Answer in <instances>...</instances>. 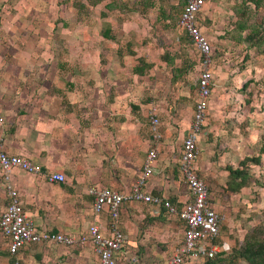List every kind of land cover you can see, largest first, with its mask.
Wrapping results in <instances>:
<instances>
[{
    "label": "rangeland",
    "instance_id": "rangeland-1",
    "mask_svg": "<svg viewBox=\"0 0 264 264\" xmlns=\"http://www.w3.org/2000/svg\"><path fill=\"white\" fill-rule=\"evenodd\" d=\"M10 1L0 4L6 15L0 28L9 37L16 33L17 39L3 46L17 42L18 47L40 48L45 53L42 62L48 65L55 62L56 49L70 48L71 63L82 58L102 67L91 75L102 78L100 95L107 99L106 107L115 98L123 99L120 106L128 103L134 113L148 115L155 105L161 124L175 131L192 109V123L200 57L176 24L186 0ZM13 16L17 20L12 21ZM198 24L212 48V80L196 166L223 218L221 252L212 264H264V0H209L198 14ZM30 27L35 29L32 35L23 38ZM176 111L182 117L178 123L173 121ZM168 156L170 171H154L150 179L175 176L186 196L179 169L182 141L176 137ZM240 167L244 176L230 175V169ZM183 200L173 204L180 208ZM144 210L147 218L140 224L154 228L142 232L136 252L118 264H167L181 240L176 218L163 210L154 214L153 207ZM93 256L92 264H98Z\"/></svg>",
    "mask_w": 264,
    "mask_h": 264
},
{
    "label": "crops",
    "instance_id": "crops-1",
    "mask_svg": "<svg viewBox=\"0 0 264 264\" xmlns=\"http://www.w3.org/2000/svg\"><path fill=\"white\" fill-rule=\"evenodd\" d=\"M2 13L0 9V24L3 25L6 15ZM30 28L23 38L32 35L34 27ZM2 29L0 116L5 122L0 126V144L7 154L28 159L41 171L38 175H29L14 169L11 174V185L19 195L26 217L39 231L77 237L89 225L97 224L107 235V210L98 215L93 213V199L88 190L97 187L127 193L142 174L143 160L153 146L159 150L154 171L169 172L172 139L183 141L187 137L192 109L183 117L177 131L160 121L161 139L155 141L145 112L134 113L128 103L126 107L120 106L123 99L115 98L111 107L104 105L107 99L100 95L102 78L91 75L92 71H101L99 64H87L82 58L77 64L71 63L67 56H71L72 51L65 47L56 49L55 62L44 64L41 57L45 53L40 48L18 47L17 42H12L10 47L3 46L7 40L17 38L16 33L9 37ZM59 55L64 56L60 59ZM33 57L38 58L32 60ZM181 118V113L176 111L173 121L178 123ZM48 172L64 175L65 181L47 182L44 173ZM169 176L149 179L144 190L171 203L184 199L183 203L187 194L185 196L178 181L175 182V176ZM7 202L0 172V215ZM213 206L216 210V205ZM146 207L141 203L123 205L118 226L125 235L126 244L120 259L127 260L126 255L135 253V243L141 242L140 234L154 228L140 224L147 218L143 212ZM93 255L90 245L74 248L36 244L20 250L16 259L20 264H92ZM14 260L8 252L7 241L0 235V264H12ZM208 263L210 261L200 264Z\"/></svg>",
    "mask_w": 264,
    "mask_h": 264
},
{
    "label": "built area",
    "instance_id": "built-area-1",
    "mask_svg": "<svg viewBox=\"0 0 264 264\" xmlns=\"http://www.w3.org/2000/svg\"><path fill=\"white\" fill-rule=\"evenodd\" d=\"M208 1L186 0L176 22L177 27L187 35L200 57L199 99L195 103L189 133L182 141V156L179 163L187 187V200L182 203L181 208H178L169 200L144 190L154 173L159 155V150L153 146L143 160L142 174L127 193L97 187L88 190L93 199V213L98 215L107 210L109 215L107 235L97 224L89 225L87 230L77 237L52 231H39L23 211L19 195L11 185V174L14 169H19L29 175H38L41 173L40 168L28 159L7 154L0 144L1 179L8 196L6 207L0 215V235L7 241L8 252L15 259L12 264H20L16 259L20 250L27 245L36 244L64 245L74 248L90 245L98 264H118L126 244L125 235L118 226L121 209L126 203H141L153 207L154 214L164 210L170 216L177 218L182 230V239L174 247L167 264H200L216 260L221 252L218 240L223 218L216 213L208 186L199 176L196 166L200 155L199 135L206 121L212 80V48L198 24V14ZM148 119L153 139L159 141L160 118L155 105H150ZM4 122V118L0 116V126ZM44 177L49 183L65 181V176L56 172L44 173ZM131 260L133 263L136 262V259Z\"/></svg>",
    "mask_w": 264,
    "mask_h": 264
},
{
    "label": "trees",
    "instance_id": "trees-1",
    "mask_svg": "<svg viewBox=\"0 0 264 264\" xmlns=\"http://www.w3.org/2000/svg\"><path fill=\"white\" fill-rule=\"evenodd\" d=\"M105 33L108 35L109 31H104V34ZM240 165H243V161L240 163ZM229 173L230 175L234 176L237 179L245 175V173L242 171V168L241 169H230ZM215 262L216 260L210 261V264L215 263Z\"/></svg>",
    "mask_w": 264,
    "mask_h": 264
}]
</instances>
